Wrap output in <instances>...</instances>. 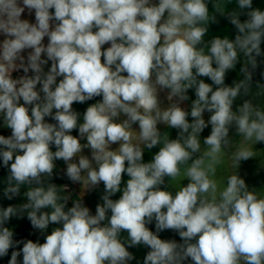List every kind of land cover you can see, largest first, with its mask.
Wrapping results in <instances>:
<instances>
[{
	"label": "clouds",
	"instance_id": "obj_1",
	"mask_svg": "<svg viewBox=\"0 0 264 264\" xmlns=\"http://www.w3.org/2000/svg\"><path fill=\"white\" fill-rule=\"evenodd\" d=\"M208 5L209 0H22L21 6L18 0H0V33L6 37L0 43V114L11 129L10 136L0 135V158L9 169L4 194L12 199L28 186V202L20 209L0 208V257L18 243L5 223L27 211L36 229L46 230L50 223L62 227L42 244L24 242L9 264H17L21 252L22 264H127L134 259L128 248L141 244L150 248L143 264L189 259L192 264H264V189L250 190L236 171L223 176V187L218 184L220 165L233 146V125L241 137L230 156L234 169L255 157L253 144L264 142V106L244 100L233 110L238 98L251 93L249 68L255 69L264 54V11L253 8V0H237L238 10L231 11L217 0L214 12L226 15L237 34L205 42L209 24L216 21ZM25 8L35 11V24L21 19ZM245 10L248 18L242 22ZM25 49L32 50L27 64ZM241 57L243 79L225 85ZM18 68L34 75L13 79ZM192 88L197 98L189 112L180 104ZM258 88L255 95L264 96V86ZM161 90H169L168 101L175 99L166 108ZM98 96L102 101L87 107L78 123L74 102ZM205 111L211 113L207 123ZM122 115L126 119L119 120ZM137 123L139 132L132 128ZM161 123L179 130L178 137L162 135ZM209 124L202 147L199 137ZM77 128L86 144L70 134ZM157 145L151 162H143L144 148ZM85 147L91 159L81 155ZM75 157L78 163L72 162ZM56 160L66 163L72 182L85 188L103 183V204L95 215L80 201L66 211L62 189L44 186ZM182 165L189 183L177 188L171 181L181 175ZM125 173L129 178L121 188ZM165 178L174 195L162 189ZM121 192L119 199L111 198ZM153 221L155 232L147 227ZM164 230L176 231L183 242L161 239Z\"/></svg>",
	"mask_w": 264,
	"mask_h": 264
},
{
	"label": "crops",
	"instance_id": "obj_2",
	"mask_svg": "<svg viewBox=\"0 0 264 264\" xmlns=\"http://www.w3.org/2000/svg\"><path fill=\"white\" fill-rule=\"evenodd\" d=\"M18 2L22 6V0H18ZM152 2L158 3V0H152ZM216 2H217V0H209V5H208L209 11H210V13H213L216 15V21L214 23L209 24L208 33L205 35V38H204L205 42H208L217 36H219L220 38H224L225 36H227L230 39H234L235 35L237 34V30H236L235 26L230 23V20L227 18L226 15H220L219 13L214 12L213 4ZM218 2L223 7H225V9H228L229 11L238 10L237 0H218ZM253 8H259L262 11H264V0H253ZM246 11L247 10H245V12L242 13L240 16V19L242 22L248 18L246 15ZM21 19L27 20L30 23L35 24L36 23L35 11L32 10L31 12H29V10L27 8H25L24 13H22V15H21ZM52 23H53V25L55 24L54 21ZM5 38L6 37L2 33H0V43H2V41ZM43 43L45 46L48 44V38L47 37L44 38ZM104 47L107 48L108 44L105 45ZM261 49H262V53H264V43L261 44ZM31 51H32L31 49H25L21 53V55H23L25 58L24 59L25 64H27V56ZM262 56H264V54H262L259 57H262ZM259 57H257V58H259ZM42 59H47L46 55H42ZM241 62H243V57H241ZM19 63L20 62L17 61V64H19ZM51 63H52L51 61H48V63L46 65L42 66L44 73H47L49 71V69L51 67ZM26 75L33 76L34 73L30 70ZM60 79H62V77L57 78V83L59 82ZM40 88H41V85H37V91H39ZM168 91L169 90H161L159 92V99L161 101V106L163 108L168 107L171 102H175V99L171 102L168 101V99H167ZM187 95H188V93H187ZM41 96H43L42 92H41ZM21 103H23L22 100H21ZM191 105H192V101L190 98L180 104V106L182 108H184L186 111H189V112L191 110ZM262 106H264V104ZM53 111L55 112V110H53ZM205 113H206V111L203 113V118L206 121V117H205L206 114ZM123 119H126V117L122 115L119 118V120H123ZM188 120L190 123L192 122V117L190 115L188 117ZM132 128H133V130L139 132L138 123L133 124ZM158 129L160 130L162 135L167 133L170 139H176L178 137L179 130L169 128L167 125H165L163 123L158 124ZM0 132L11 133V129L7 128L5 126V122H4L2 114H0ZM206 137H207V135H204L202 133L200 134L199 138H200V142H201L202 147H204L203 141ZM78 138H80V137L78 136ZM240 139H241V137H239L236 141L232 142L233 146H231L227 150V154L225 155L224 159L222 160V163L220 165L219 172H218V175L220 176V178L218 179V184H220V186L223 187L224 186L223 185V176H226L227 174H231L232 172L236 171V173L241 178H243L245 180V182L248 185L250 190L255 189V190L259 191L261 189H264V142L253 144L252 148L255 151V157L250 158L248 160L241 161L239 163L238 168L234 169L233 162H232L230 156H231V152L235 151V145H237V147H239L238 143H239ZM80 142L82 145L86 144L87 143L86 138H80ZM241 142H243V141H241ZM251 144H252V142H249V146H251ZM118 147H119L118 143L111 145L112 150H116ZM159 148H160V145H157L156 147H154L152 149L144 148L143 162H145V163L151 162L154 155L159 151ZM81 155L87 156L89 159H91V156H92L91 149L87 148V147L83 148ZM72 162L78 163V157H75ZM93 166L95 167L94 161H93ZM185 167H186L185 165H182L181 166V175L171 181V183L177 188L180 186V182L183 186H186L187 183H189L188 179H186L184 177V174H183ZM66 168H67V165L65 163V166L63 168V170L65 172H66ZM82 175H83V173H82ZM8 176H9V169L7 167L3 166L2 158H0V208H6L8 206H12L13 202L15 201V199L18 196V195H16L12 199H8L5 196L4 190L7 187ZM128 178L129 177L125 173L123 176L121 188H123L125 186ZM27 187L28 186H26V185L22 186L20 193L24 189H26ZM161 187L164 190L171 191L173 193V195L175 194L176 189L169 185L168 178H165V185H163ZM104 194H105V189H104V185L102 182L98 186H96L95 188H85L84 185L80 182H78V184H77L76 196L80 199V202L82 203L83 206H86L90 209V214H92V215H95L96 206L98 204H103L102 196ZM262 194H264V193H262ZM121 195H122V192L116 193L111 198L113 200H116V199H119ZM108 215L110 216V212ZM102 223H107V221L102 222ZM56 227H62V224H58L54 228H56ZM147 227L151 231L155 232L156 231L155 221H153L151 224L147 225ZM158 235L163 240H175L177 243L183 242L181 240V238L179 237L178 233L174 230H164V231H161L160 233H158ZM120 236H121V239L123 241H127V232L126 231H122ZM128 251L130 253H132L134 259L128 261L127 264H143L144 258L146 256V254L150 251V248L141 244V245L129 247ZM185 264H192V262L189 259L188 261H185Z\"/></svg>",
	"mask_w": 264,
	"mask_h": 264
},
{
	"label": "trees",
	"instance_id": "obj_3",
	"mask_svg": "<svg viewBox=\"0 0 264 264\" xmlns=\"http://www.w3.org/2000/svg\"><path fill=\"white\" fill-rule=\"evenodd\" d=\"M215 66V65H214ZM243 66V62H238L236 67L233 70H229L226 74L225 78V85L232 86L234 82L239 81L240 79H243V74L240 72L241 67ZM249 70L252 72V81H251V93L248 96H242L238 98L233 105V110L235 111L236 108L243 104L244 100H251L254 105H260L262 106L264 104V96H256L255 93L259 90V86H264V56L257 58V67L255 69L249 68ZM126 75V74H125ZM198 79H203L205 83L212 84V81L207 77H199ZM213 88L215 89V85H213ZM188 96L193 102L197 97L195 95V89H189L188 90ZM102 101V97H94L91 100H88L84 103H75L73 104V110L79 113V119L78 123H83V115L90 105L94 103H98ZM31 106H29L30 108ZM46 122L49 123H56L51 117H46ZM211 133V128L208 126L203 131L202 134L209 136ZM71 135L76 136L78 138L79 131L78 128L74 129L71 133ZM0 135H4L5 137H8L11 135L9 132H0ZM240 136L237 134L236 128L232 130L231 135L229 136L231 142L236 141ZM2 147V146H1ZM52 150L55 151V146H52ZM56 167L54 168L53 176L51 178H46L45 180V187L48 183L55 184L58 189H62V185L65 182L66 179H68L66 172L63 170L65 166V162L63 160H56L55 161ZM36 186V185H33ZM28 190V187L24 189L15 199L12 206L20 209V206L27 203V197L24 195V192ZM64 196L63 190L60 193ZM63 202V201H61ZM73 204L67 200L66 208L67 211L68 208L72 207ZM42 211H47L50 213L51 209H42ZM58 224H49L48 228L46 230H39L32 226L30 220L27 216V211H18V214L11 217L9 221L5 223V227H8L13 232V241L18 242L14 243L13 247H11L7 253V255L0 257V264H9V261L11 259V254L13 251H20L23 247V243L27 242L28 240L38 243H44L45 237L49 235L53 228L57 226ZM17 264H22V252L20 256L17 257Z\"/></svg>",
	"mask_w": 264,
	"mask_h": 264
},
{
	"label": "built area",
	"instance_id": "obj_4",
	"mask_svg": "<svg viewBox=\"0 0 264 264\" xmlns=\"http://www.w3.org/2000/svg\"><path fill=\"white\" fill-rule=\"evenodd\" d=\"M109 46L110 44H108V47ZM11 75L13 79H18L25 76L26 74L23 72L22 69L18 68L17 70H14ZM77 184L78 182H72L70 178H68L65 180V182L62 185L64 196H67L68 201L71 202L73 205L76 201H80V199L76 196Z\"/></svg>",
	"mask_w": 264,
	"mask_h": 264
},
{
	"label": "rangeland",
	"instance_id": "obj_5",
	"mask_svg": "<svg viewBox=\"0 0 264 264\" xmlns=\"http://www.w3.org/2000/svg\"><path fill=\"white\" fill-rule=\"evenodd\" d=\"M206 123H207V121L210 119V116H211V113H209L208 111H206ZM209 127L211 128V125L209 124ZM234 128H236L235 127V125H233L231 128H230V130H229V136L231 135V133H232V130L234 129Z\"/></svg>",
	"mask_w": 264,
	"mask_h": 264
}]
</instances>
